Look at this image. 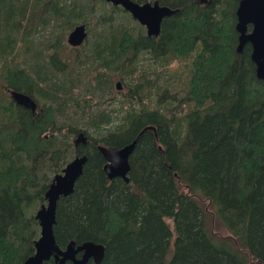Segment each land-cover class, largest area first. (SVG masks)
<instances>
[{
  "label": "trees",
  "instance_id": "1",
  "mask_svg": "<svg viewBox=\"0 0 264 264\" xmlns=\"http://www.w3.org/2000/svg\"><path fill=\"white\" fill-rule=\"evenodd\" d=\"M157 1L178 11L148 36L105 0H0V264H22L34 252V215L49 183L84 153L53 229L62 248L70 240L104 245L100 262L87 264H264V79L250 43L236 49L239 0ZM93 16L105 29L74 63H90L92 93L103 76L108 88L118 76L128 90L114 124L106 109H84L82 127L63 117L78 81L59 50L76 24H86L88 37ZM145 52L165 64L183 61L180 87L160 82L162 68L139 69ZM11 89L32 96L36 111L17 104ZM80 131L86 143H75ZM136 137L128 181L109 179L96 145ZM203 200L229 235L214 234Z\"/></svg>",
  "mask_w": 264,
  "mask_h": 264
},
{
  "label": "water",
  "instance_id": "2",
  "mask_svg": "<svg viewBox=\"0 0 264 264\" xmlns=\"http://www.w3.org/2000/svg\"><path fill=\"white\" fill-rule=\"evenodd\" d=\"M113 5H120L128 11L133 18L145 27L148 36H157L160 33L161 22L164 17L178 11L157 0L137 2L135 0H105ZM235 29L238 32L237 51L249 42L251 45L250 57L255 62V72L258 78L264 79V0H239L236 11ZM250 25V26H249ZM87 36L86 24H76L67 35V42L72 46L80 45ZM120 81L116 82L120 88ZM10 96L17 104L36 111L38 103L29 94L16 90H10ZM152 126H146L144 129ZM137 137L122 146L106 145L98 143L96 148L105 159L103 170L107 177H121L128 181V172L131 164L130 154L133 151ZM75 143H86L87 136L80 131L74 139ZM87 155L75 154L56 173L45 191V202L35 212V218L39 223V236L34 240V252L29 255L22 264H42L43 261L52 258L50 264H64L70 261L72 264H87L89 259L95 263L100 262L104 253V245L100 242L86 240L76 244L70 240L62 248L57 243L54 235V224L56 221V206L60 196H66L73 191L74 183L81 174ZM80 253V255H77Z\"/></svg>",
  "mask_w": 264,
  "mask_h": 264
},
{
  "label": "rangeland",
  "instance_id": "3",
  "mask_svg": "<svg viewBox=\"0 0 264 264\" xmlns=\"http://www.w3.org/2000/svg\"><path fill=\"white\" fill-rule=\"evenodd\" d=\"M100 2H97L96 8L101 9ZM108 7V4H106ZM96 17L93 16L89 20L90 22L88 25L93 28H90V32L88 37H86L85 41H83L80 45L74 47L67 42V35L65 36L64 41L62 42L61 48V55L64 59H67L70 63V66L74 67L73 74L77 78V85L73 88V99H69L66 102V109L63 117L65 119L76 121L80 126L85 127L86 124V114L84 113V109H92L95 108H104L107 112H110L111 119L108 125L114 124L116 120L120 117L121 112L118 111V108L123 106L124 108L126 105H121L120 99L123 98V94L127 92L128 87L125 84V80L119 78L118 76L114 77L113 81L111 82L112 87L108 88L110 82L105 81L104 76L100 78V82L98 84V88L92 93V78L93 73L89 72V67H91L88 61H84L80 65L75 64L74 57L77 52H80V55L86 51V43L93 42L94 34L100 33L102 30L105 29V25H94ZM116 23H123L122 15L117 16L115 18ZM115 23V24H116ZM129 25L132 27H136V23L134 20H129ZM49 30V29H48ZM48 30H40L36 37L39 38L41 34H47ZM85 47V48H84ZM84 58L82 57L81 60ZM147 68V69H160L162 70L159 72L160 82L167 83L171 90L180 87L183 83L184 79L186 78L187 73V66L183 61H174L169 60L166 64L160 60L155 61L152 59L147 52L141 55V59L139 61V69L140 68ZM153 75H155L153 73ZM180 78V82H178L177 78ZM120 81L122 87L116 88L115 84L117 81ZM154 96H152V99ZM75 100L78 101L79 105H76ZM112 109V110H111ZM104 126H107L106 124ZM203 205L208 212L207 214L211 218L210 225L211 229L216 234V236H227L229 235L228 230L220 223L216 221L214 216L212 215L211 208L208 205V202L203 200Z\"/></svg>",
  "mask_w": 264,
  "mask_h": 264
},
{
  "label": "flooded vegetation",
  "instance_id": "4",
  "mask_svg": "<svg viewBox=\"0 0 264 264\" xmlns=\"http://www.w3.org/2000/svg\"><path fill=\"white\" fill-rule=\"evenodd\" d=\"M74 47H76V46H74ZM122 87V85H120V88Z\"/></svg>",
  "mask_w": 264,
  "mask_h": 264
}]
</instances>
